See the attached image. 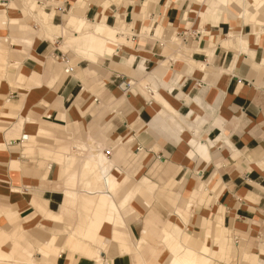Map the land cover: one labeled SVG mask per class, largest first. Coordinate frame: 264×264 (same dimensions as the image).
Listing matches in <instances>:
<instances>
[{
  "label": "crops",
  "instance_id": "0c3cea01",
  "mask_svg": "<svg viewBox=\"0 0 264 264\" xmlns=\"http://www.w3.org/2000/svg\"><path fill=\"white\" fill-rule=\"evenodd\" d=\"M42 1L0 0L16 51L0 89V264H165L173 246L264 262V0ZM109 92L141 147L105 160L89 103ZM147 153L166 157L153 181L116 164ZM156 188L179 194L176 222L157 226L174 198L152 201ZM188 208L202 239L181 228Z\"/></svg>",
  "mask_w": 264,
  "mask_h": 264
},
{
  "label": "rangeland",
  "instance_id": "374dc122",
  "mask_svg": "<svg viewBox=\"0 0 264 264\" xmlns=\"http://www.w3.org/2000/svg\"><path fill=\"white\" fill-rule=\"evenodd\" d=\"M81 1V0H80ZM114 1H117V0H114ZM150 2L152 1H155V0H149ZM150 10V7H148L147 9V12H149ZM147 12L144 13V15L146 16L147 15ZM261 17V16H260ZM146 17L144 18V21H145ZM149 19V18H148ZM147 20V19H146ZM31 22L29 20V24L31 25ZM146 23V22H145ZM147 24V23H146ZM5 33L7 34V36H10L12 34L11 30L8 29L6 27V31ZM1 35V34H0ZM106 35V34H104ZM228 37V36H227ZM183 40V37L181 38ZM6 41L9 42V39L6 37ZM184 42V41H183ZM19 43L15 44V48L16 46H18ZM124 46V45H123ZM231 46V45H230ZM9 51H10V56H8L10 59L14 57V55L11 53V52H16L15 50L12 51L11 50V46L8 47ZM16 49H19L18 47ZM64 52L65 49H62ZM9 59V61H10ZM13 70V68H11ZM11 76V75H10ZM121 95V94H119ZM111 92H109L108 96L105 97H101L97 102H94L93 100L91 101V103H89V106H90V112H91V115L92 116H96L95 117V121L92 123V125H90V127L92 126H95V128H97L99 131H101L104 135H106V138H108L106 140V143H107V147H104L102 148V152L104 153L103 149H110L111 150V155L110 156H107L108 158H113V154L115 152V150H118L119 152H121V144L126 141L125 144V148H123L126 153L128 154L129 152H138V150H136L137 148L141 147L139 146V144H136L135 143V139L133 138V126H134V121L133 119L130 121V123L128 124V122H123L125 121L124 116H126V114H128L129 110L127 109V106L124 104V106H118V109H120V112L121 113H116L114 110L116 109V106L117 104L114 103V102H111L110 103V97H111ZM119 100L122 99H125V97H118ZM88 106V107H89ZM96 107L94 109V107ZM127 127L125 128L124 126ZM88 127V128H90ZM85 130H89V129H86ZM113 133H116L118 134L119 136H122L123 138L121 140H118V139H114L112 137H110ZM82 134V138L85 137V133H84V129L83 130H80V135ZM126 139H131V142L127 143L128 140ZM42 140V139H41ZM43 141V140H42ZM45 142H48V141H45ZM52 142V141H51ZM143 149V148H142ZM143 151V150H142ZM125 153V155H126ZM34 156V155H32ZM35 157V156H34ZM37 157V156H36ZM118 161V162H117ZM116 164L118 165V167H122V168H125V169H128L129 171H132V173L134 172L135 174V178L136 180H139L141 178V176H147L151 179V177L154 176L155 172H152V170H150L152 168V165L157 162V163H162V162H166V157L164 155H153V156H150L148 153L144 154L143 157L139 158L137 160V164H132L130 165V167L128 166V163L126 161H124V163L120 160H117ZM137 167L136 170H134V167ZM166 166H169V162L167 163H164L162 164L161 168H165ZM158 169V170H160ZM153 181V179H151ZM155 182V181H154ZM170 196L172 195L173 198H174V202H171L170 204L173 206V208H169L168 211H167V215L164 217V218H159L157 216V226L160 224L161 226V223H164L166 220H171V222H176V219L175 217H177L176 214H174L173 210H174V207L175 206H179V207H182L180 204H177V198L179 196V194H165L164 192H157V188L155 189L154 191V196L152 198V201L155 202V198L156 197H161V196ZM154 202H152V205L154 206ZM152 206V207H153ZM154 209V207H153ZM150 210V208H149ZM140 211V210H139ZM142 211V210H141ZM148 211V209H147ZM193 215V212L188 208V219L187 221L185 222V225L184 227H181L182 230L186 231L187 233L191 234L193 237L195 238H198V239H202V236L200 234V232H198L197 230V224H193L191 221H190V217ZM216 217V216H215ZM214 217V219H215ZM177 218H180L179 216ZM210 219V218H209ZM214 219H211V220H214ZM160 222V223H159ZM202 228V224L200 225ZM56 231V230H55ZM197 231V232H196ZM232 236H235L234 237V244L235 243H238V245L241 243V239H245L246 237H243V236H240V237H237V235H235V233H231ZM234 234V235H233ZM236 238V239H235ZM16 241H19L20 243L24 244L25 246L28 247V242H27V237H26V234L24 235H17V237L15 238ZM256 240V239H255ZM132 243H135V241L133 240H130ZM253 242V241H252ZM259 241L257 240V242L255 241L254 244L252 243V245L254 247H258L259 246ZM264 243V242H263ZM208 244L211 246V247H215V244L212 243V239L209 238L208 239ZM237 245V244H235ZM264 247V246H263ZM4 250H8L7 248L3 247ZM127 253V252H125ZM128 254V253H127ZM131 259H129V264L132 263V256L131 255H128ZM235 258V259H234ZM234 263H233V261ZM217 261V262H216ZM213 262H215L216 264H245L244 262L241 261L240 263V255L239 253H235V256H233V258L231 260H229L228 262L227 261H223V260H214ZM236 262V263H235Z\"/></svg>",
  "mask_w": 264,
  "mask_h": 264
},
{
  "label": "bare ground",
  "instance_id": "6f19581e",
  "mask_svg": "<svg viewBox=\"0 0 264 264\" xmlns=\"http://www.w3.org/2000/svg\"><path fill=\"white\" fill-rule=\"evenodd\" d=\"M262 4V3H261ZM260 4V5H261ZM245 12V11H244ZM247 13V12H246ZM245 14V13H244ZM34 22H36L38 25H40L39 24V22H37V21H34ZM38 25H36V26H38ZM34 26V25H33ZM35 26V27H36ZM255 28V27H254ZM121 29H123V31L124 32H122L121 34H123V33H125V32H127L128 33V31L126 30V29H124V28H121ZM256 29V28H255ZM120 34V35H121ZM115 43H117V42H115ZM114 46V43L113 42H109L108 43V47L110 48V47H113ZM110 50H111V48H110ZM106 53H107V50L105 51ZM112 52V51H111ZM108 54V53H107ZM8 56H10V54H9V52H8V50H7V48H6V44L3 42V40H1L0 39V89H2L3 88V86H4V83H3V79H6V78H11V74H13L12 73V69L11 68H14L15 67V65L14 64H10V62H9V57ZM18 66V65H17ZM16 69V68H15ZM15 75V74H14ZM151 92V91H150ZM152 94L154 93L153 91L151 92ZM1 114V113H0ZM5 120V119H4ZM103 157H104V159L106 160L107 159V157H106V155L104 154L103 155ZM214 233V232H213ZM168 234V233H167ZM166 234V235H167ZM212 234V233H211ZM210 234V235H211ZM169 236V235H168ZM167 239V238H166ZM166 239H165V241H166ZM167 240H169V238L167 239ZM166 243V242H165ZM217 243V242H216ZM234 243V242H233ZM173 249H171V253H172V257H170L169 258V260L165 263V264H203V261H202V256H201V253H197V252H193V251H184V252H181L179 249H180V247H177V246H173L172 247ZM213 248V247H212ZM235 248V247H234ZM55 249V248H54ZM202 249V248H201ZM200 249V250H201ZM233 249V248H232ZM235 250V249H234ZM233 250V251H234ZM39 251H40V249H39ZM232 251V252H233ZM40 252H42V251H40ZM39 252V253H40ZM169 252V251H168ZM44 252H42V254H43ZM202 253H204V254H210V250L209 249H206V248H204V249H202ZM235 253H237V252H235ZM235 253H233L232 254V258H233V256H235ZM2 252H1V255H0V257H2ZM25 254H27L26 252H25ZM249 254V253H248ZM5 255H7V254H5ZM4 255V256H5ZM30 255V254H29ZM220 255V254H219ZM7 256H9V258L11 257L10 255H7ZM39 256V255H38ZM46 256V255H45ZM42 257V256H41ZM49 257V256H48ZM47 257V258H48ZM5 258V257H4ZM16 258V257H15ZM32 258V257H31ZM30 258V259H31ZM97 258V257H96ZM217 258H219V257H217ZM8 259V258H7ZM12 259H13V256H12ZM17 259V258H16ZM43 259V261L44 260H46V259H44V258H42ZM53 260H54V258H52ZM98 259V258H97ZM235 259V258H234ZM5 260H6V258H5ZM11 260V259H10ZM31 260H33V259H31ZM30 260V261H31ZM52 260V261H53ZM218 260V259H217ZM1 261H2V258H1ZM6 261H8V260H6ZM15 261V260H14ZM17 261H18V259H17ZM51 261V260H50ZM55 261V260H54ZM233 261V260H232ZM235 261V260H234ZM234 261H233V263H234ZM241 261L242 260H240V263H241ZM11 262H12V260H11ZM18 262H21V261H18ZM37 262V261H36ZM46 262H48V261H46ZM217 262V261H216ZM3 263V262H2ZM13 263V262H12ZM17 263V262H16ZM22 263H24V262H22ZM41 263V261H39V264ZM50 263V262H49ZM48 263V264H49ZM236 263V262H235ZM30 264H31V262H30ZM45 264V263H44ZM97 264H100V263H97ZM210 264V263H209ZM251 264V263H250ZM260 264H264V262H261Z\"/></svg>",
  "mask_w": 264,
  "mask_h": 264
},
{
  "label": "built area",
  "instance_id": "2783aa9c",
  "mask_svg": "<svg viewBox=\"0 0 264 264\" xmlns=\"http://www.w3.org/2000/svg\"><path fill=\"white\" fill-rule=\"evenodd\" d=\"M38 4L43 5V8L46 7V3L44 4L42 0H35ZM53 0H46L45 2H47V4H50ZM71 5H65V4H61L60 6H57V10L58 12H69L71 9ZM185 40V39H184ZM53 57L58 60L62 65H63V70L64 73L66 74H71L74 72V66L70 63V58L68 57V55L65 52L62 51H58V53L53 54ZM50 116H46V118H49ZM104 154L106 156H110L111 155V150L110 149H103Z\"/></svg>",
  "mask_w": 264,
  "mask_h": 264
}]
</instances>
